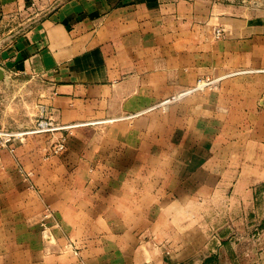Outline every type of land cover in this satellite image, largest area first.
Instances as JSON below:
<instances>
[{
	"label": "crops",
	"instance_id": "crops-1",
	"mask_svg": "<svg viewBox=\"0 0 264 264\" xmlns=\"http://www.w3.org/2000/svg\"><path fill=\"white\" fill-rule=\"evenodd\" d=\"M0 70L2 81L44 82L48 116L70 125L56 137L71 129L72 142L81 138L54 167L41 163L29 138L4 154L0 264L212 258L199 209L232 174L212 162L223 156L217 146L227 128L232 154L239 151L238 107L210 91L161 103L200 77L264 92V9L239 13L213 0H0ZM250 169L235 176L261 175ZM47 208L54 216L44 220Z\"/></svg>",
	"mask_w": 264,
	"mask_h": 264
},
{
	"label": "rangeland",
	"instance_id": "rangeland-1",
	"mask_svg": "<svg viewBox=\"0 0 264 264\" xmlns=\"http://www.w3.org/2000/svg\"><path fill=\"white\" fill-rule=\"evenodd\" d=\"M213 1L232 6L239 13L245 12V9H264V0ZM261 78L262 76H256L252 81L258 84L262 82ZM43 83L37 78L30 80L19 76L0 80L2 124L19 131L33 130L41 117L42 106H46L43 102L45 92ZM229 83V81L225 83L224 89H220L219 83L215 88L207 87L202 90V93L222 92L218 100L224 105L237 106V112H232V120L235 121L237 118L239 125V146L237 145L239 151L235 150L236 153L232 154L236 147L230 145V138H234V130L227 128L223 130L222 143L217 146V151L223 156L212 162L213 165L223 167L224 172L232 174L224 178L226 185L218 192L204 194L206 196L202 198V208L199 209L202 229L208 236L212 248V258L208 264H264V145L252 143L253 140H262L264 143V92L247 91L245 81L242 85L236 84L232 90ZM227 115L230 117V112ZM56 133L57 131L53 130L30 133L23 141H27L28 138L31 140L32 147L39 151L41 163L46 164L45 167H54L55 157L60 154L76 153L81 146L78 144L81 138L74 137V143L70 140L69 129L64 134L68 142L66 149L56 153L54 148L60 137L59 135L57 138ZM23 142L19 143L18 147ZM82 157L83 155L80 159ZM228 165L230 171L225 168ZM241 166L249 168L242 169ZM252 166L255 167V172L260 171L261 175L235 176L238 172L236 169H240V172L246 169L247 174L254 172L250 169ZM15 167L23 173H29V178L33 176L32 171L25 169L23 162L17 161ZM247 187L250 188L248 192L244 191Z\"/></svg>",
	"mask_w": 264,
	"mask_h": 264
},
{
	"label": "built area",
	"instance_id": "built-area-1",
	"mask_svg": "<svg viewBox=\"0 0 264 264\" xmlns=\"http://www.w3.org/2000/svg\"><path fill=\"white\" fill-rule=\"evenodd\" d=\"M222 35V30L218 29L217 30V36L220 37ZM219 85V79H208L205 77H200L193 87L184 90L183 92H178L174 96L166 98L161 105H166L169 102L173 100H178L181 98H184L186 96H189L195 92L202 91L207 87L210 88H215ZM48 111L46 106H42L41 109V117L38 120L35 128L31 131H19V130H14L10 127H6L4 124L1 122V112H0V167L3 164L4 160V154L6 152L14 155L16 154L17 147L19 143H22L25 140V137L27 134L30 133H37V132H42V131H58L59 129L63 130L65 128H69L70 125H65L61 126L58 124H55L52 121V118L48 116ZM67 146V137L62 135L58 141L56 142L55 145V152L59 153L62 152L66 149ZM54 216V211L51 208L46 209V213L44 214V220L48 219L49 217Z\"/></svg>",
	"mask_w": 264,
	"mask_h": 264
},
{
	"label": "water",
	"instance_id": "water-1",
	"mask_svg": "<svg viewBox=\"0 0 264 264\" xmlns=\"http://www.w3.org/2000/svg\"><path fill=\"white\" fill-rule=\"evenodd\" d=\"M3 78H4V76H3V74H2V72L0 70V80H2Z\"/></svg>",
	"mask_w": 264,
	"mask_h": 264
},
{
	"label": "trees",
	"instance_id": "trees-1",
	"mask_svg": "<svg viewBox=\"0 0 264 264\" xmlns=\"http://www.w3.org/2000/svg\"><path fill=\"white\" fill-rule=\"evenodd\" d=\"M211 259V258H210ZM210 259H208L207 261H206V263H204V264H208V262L210 261Z\"/></svg>",
	"mask_w": 264,
	"mask_h": 264
}]
</instances>
